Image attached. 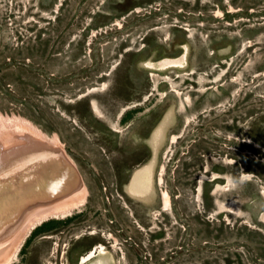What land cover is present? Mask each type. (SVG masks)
Here are the masks:
<instances>
[{
	"label": "rangeland",
	"instance_id": "obj_1",
	"mask_svg": "<svg viewBox=\"0 0 264 264\" xmlns=\"http://www.w3.org/2000/svg\"><path fill=\"white\" fill-rule=\"evenodd\" d=\"M0 114L35 126L0 132L2 161L34 137L80 183L29 234L41 201L1 197L3 245H22L0 264H75L108 240L106 264H264V0H0Z\"/></svg>",
	"mask_w": 264,
	"mask_h": 264
},
{
	"label": "bare ground",
	"instance_id": "obj_2",
	"mask_svg": "<svg viewBox=\"0 0 264 264\" xmlns=\"http://www.w3.org/2000/svg\"><path fill=\"white\" fill-rule=\"evenodd\" d=\"M183 59H185V55L182 56V59L177 57V58H172V59H165V60H162L158 63H151V67H155L156 64H158L162 68L163 67H169V66L175 67L176 65H182L181 63H182ZM156 67H158V66H156ZM32 127H35V126H31V124L29 122H27V120L24 118H20L17 116L6 117V116L0 114V132L9 128L10 130L14 129L18 132H26V130H31V133H32L34 130V128H32ZM36 134L37 133H35V135ZM29 138H31V136ZM33 139H34V141H36V143H34ZM40 140H36L33 137L32 139L27 140L26 144L24 142H23V144L20 142L19 144H15L14 148L8 146V147H6L7 150H4L5 151L4 155L6 156L5 157L6 161H2L0 158V173H2L4 171L13 172V174H10L11 181H6L2 177L0 178V182L4 183V184L0 185V187L3 189V192H0V212L4 211V210H9V209H7L9 201H14V200L17 201V198L19 196L21 197V195L25 196V198L28 201L27 203H29L31 201H36V200L41 201V203H39V205H36V204L34 205V207H38V210L42 209L41 210V212H42L41 217L37 218L36 220L30 221L32 223L28 222L31 224L29 227V231L27 232L28 234H29V232H31V230L37 224L41 223L43 221V219L47 217L48 213H51V214H49L50 216H58L59 214H62L65 216V215L69 214V211H71L72 206H77V204H78L77 202L76 203L70 202L69 206H67V207L60 206V208L58 207L59 206L58 205L57 206L59 208L58 210H54V208H53V210L52 209L49 210L50 208L45 209L43 207L44 205H46V202L49 203L51 201H56V202L62 201L61 198L67 199L66 197L72 195L73 194L72 192H74L76 190V188L78 187V185L80 183L78 182L79 181L78 177L75 176L73 173V168H74L73 164L74 163L72 164L71 162L68 161L69 159H66L64 156H61V154H59V151L55 150V147L53 144L47 143V142L43 143V141H40ZM58 140H59V138H58ZM16 142H19V140H16ZM1 149H2L1 150V152H2L4 148H1ZM60 152H62V151H60ZM26 165H27V167H26ZM163 171H164V167H163V170L161 172L162 174H163ZM149 173H150V171L148 170L147 175ZM78 176H79V174H78ZM141 181H144V179ZM7 183H14V184L10 185V186H12V190H8L9 187H6L8 185ZM35 186H38V187H35ZM65 191L68 192L67 195H66V193H64ZM77 191H79V190L77 189ZM4 194H7L8 196L11 195L9 201H4L1 199V197ZM82 194H84V193H82ZM163 197L165 200L166 208H170L171 202H170L169 192L167 190L163 191ZM84 198H83V200H81V201L78 200V201L80 203H83ZM71 203H72V206H71ZM65 204H66V202H65ZM65 204H64V206H65ZM43 215H45V216H43ZM18 216H19V219L22 217V212H21V209L19 208V206H17L13 210L10 217L13 219L14 218L17 219ZM0 225H1V222H0ZM9 235H11L10 227L8 225H6V228L4 229L1 226L0 227L1 245L3 244V241ZM17 237H18V235H17ZM25 237L26 236H24V238ZM11 243L8 245L16 246L17 241L13 242L12 244ZM21 245H22V243L20 242V244H18L14 248L15 250H14V253L12 254L14 256V258H16L15 256H17V253H18L17 251H19ZM7 246L5 248L1 249L0 252H4L7 249ZM98 249L102 252L105 250L103 245L97 246L95 252L92 251L89 254L87 253L88 255L83 257V263H86L89 260H91L96 255ZM8 261H11V260L9 259ZM8 261H4V263H2V264H7ZM11 263H12V261H11ZM93 264H103V263L101 261H97Z\"/></svg>",
	"mask_w": 264,
	"mask_h": 264
},
{
	"label": "flooded vegetation",
	"instance_id": "obj_3",
	"mask_svg": "<svg viewBox=\"0 0 264 264\" xmlns=\"http://www.w3.org/2000/svg\"><path fill=\"white\" fill-rule=\"evenodd\" d=\"M184 48V47H183ZM150 68H152V67H150ZM91 103L92 104H94L93 103V101H91ZM127 108H125V110H126ZM122 114H123V111H122V113H121V115L120 116H122ZM120 116H119V118H120ZM151 136V131L148 133V134H145V138H148V137H150ZM145 144H147V142H145ZM141 150V149H140ZM150 158L148 157V158H146V161H148ZM145 161V162H146ZM119 184H121V185H118V187L120 188H124L126 185V183H119ZM119 188H117V193L120 195V190H119ZM124 192H128L125 188H124V190H123ZM168 191V190H167ZM169 192V191H168ZM170 194V193H169ZM172 207V201H171V206H170V208ZM162 208H163V198H162ZM163 210H165V209H163ZM71 213H69V214H67V215H65V216H69ZM58 216H62V217H65L64 215H58ZM58 216H52V218H58ZM53 220V219H52ZM114 221H112V223H113ZM97 232L96 231H91V232H89V234L90 235H95ZM102 236H105V234H103L102 233ZM108 240V239H107ZM109 244H110V247L111 248H113L115 245L113 244V243H111L109 240L106 242V243H103V242H98V243H96V244H93L91 247H90V249L89 250H87L84 254H82V255H80V256H78L74 261H73V263H75V264H92V263H94V262H96V261H99V260H101V259H98L97 257H98V255H103V253L98 249V251H97V253H96V255L91 259V260H89L88 262H86V263H83V257L84 256H86V255H88L89 253H91L92 251H96V248H97V246H99V245H103L104 247H105V249H106V252L104 253V254H106L107 252H108V247H109ZM88 253V254H87ZM102 261V263L103 264H106L105 263V261L104 260H101Z\"/></svg>",
	"mask_w": 264,
	"mask_h": 264
},
{
	"label": "water",
	"instance_id": "obj_4",
	"mask_svg": "<svg viewBox=\"0 0 264 264\" xmlns=\"http://www.w3.org/2000/svg\"><path fill=\"white\" fill-rule=\"evenodd\" d=\"M10 217H9V215H8V217H7V219H9ZM6 236V235H5ZM9 238H6L4 241H3V243H5L7 240H8ZM6 247V244L5 245H1V242H0V250L1 249H3V248H5Z\"/></svg>",
	"mask_w": 264,
	"mask_h": 264
}]
</instances>
